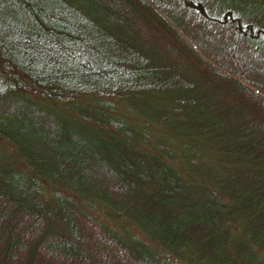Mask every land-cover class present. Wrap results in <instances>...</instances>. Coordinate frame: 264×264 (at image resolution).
<instances>
[{
	"label": "trees",
	"instance_id": "trees-1",
	"mask_svg": "<svg viewBox=\"0 0 264 264\" xmlns=\"http://www.w3.org/2000/svg\"><path fill=\"white\" fill-rule=\"evenodd\" d=\"M204 8L192 0H0V104L14 94L71 108L80 97L150 95L162 124L203 106L197 132L222 157L217 171L232 193L189 185L172 159L143 153L145 121L104 109L87 121L104 141L123 138L124 149L114 158L97 144L77 157L56 154L58 172H35L147 223L146 237L186 264H264V225L241 237L229 214L236 199L247 220L256 214L264 224V25ZM154 252L71 196L48 197L35 175H0V264H170Z\"/></svg>",
	"mask_w": 264,
	"mask_h": 264
},
{
	"label": "rangeland",
	"instance_id": "rangeland-1",
	"mask_svg": "<svg viewBox=\"0 0 264 264\" xmlns=\"http://www.w3.org/2000/svg\"><path fill=\"white\" fill-rule=\"evenodd\" d=\"M77 1L92 2L93 0ZM192 1L205 7L209 14L231 10L241 15L244 20L255 25H264V0ZM216 35L218 36L219 33L216 32ZM3 103L2 107L0 104V175L7 171L13 174L26 173L41 178L48 197L54 191L71 196L81 204L85 214L91 215L125 235L138 236L149 248L155 250L154 253L159 259L164 257L170 264L186 263L161 247L156 240L146 237L142 230L148 226L147 223L141 222V227H138L132 220V222L126 220L118 213H109L108 209L97 200L83 201L68 187L56 181L49 183L46 178L36 172H58V166L55 164L56 154L77 157L78 149L85 153V148L89 150L97 144L114 158L120 148L124 149L126 144L123 138L115 134L104 141L103 130H97L94 124L87 121L93 115H99L100 109H104L131 123L145 121L150 128L147 137L140 138L143 153L153 154L159 162L163 160L171 163L172 159L175 168L187 179L189 185L202 184L211 187L217 185L221 186L220 188L227 194L233 191L230 188L231 185L224 184L223 178L226 177L217 171L219 159L222 157L218 152L213 151L215 149L207 145L203 133L198 135L197 131L203 127L200 125L201 114H205L203 106L201 109L193 107L194 109L186 112V116L171 117L167 123L162 124L152 116L159 107L158 98L150 95L125 101L114 98L80 97L72 108L61 106L59 105L61 103L56 101L52 103L25 94L10 95L3 99ZM20 106L23 109H20ZM68 108L70 110H67ZM138 112L145 113L137 115ZM95 124L98 123L95 122ZM109 126L113 127L112 124ZM145 149L148 150L145 151ZM147 161L150 166V160L147 159ZM233 203L229 213L232 217L230 224L241 237L248 238L247 230H245L247 226L252 227L254 232L264 224H260V218L256 214L247 220L242 213L243 209L245 210L243 203L236 202V199ZM152 231L156 234L161 232L158 228L156 230L155 226Z\"/></svg>",
	"mask_w": 264,
	"mask_h": 264
}]
</instances>
